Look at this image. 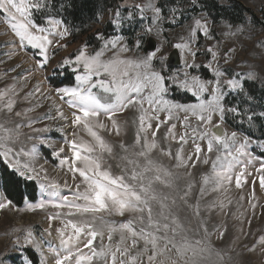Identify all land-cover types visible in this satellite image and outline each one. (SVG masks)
<instances>
[{
    "label": "snow or ice",
    "instance_id": "obj_1",
    "mask_svg": "<svg viewBox=\"0 0 264 264\" xmlns=\"http://www.w3.org/2000/svg\"><path fill=\"white\" fill-rule=\"evenodd\" d=\"M189 3L195 11L199 0ZM73 8V0H0V23L16 38L4 55L11 60L35 50L33 57H40L34 69L12 77L14 83L0 89V210L13 204L6 195L10 187L44 181L40 188L46 199L25 201V208L18 210L45 211V234L55 232L58 240L38 241L30 229H14L26 233L12 241L11 253L18 255L6 249L0 264H35L30 252L38 255V264H232L231 246L224 249L212 242L213 236L222 240L228 230L224 221L213 222V213L227 215L233 186L241 193L246 186L250 189L248 207L240 204L245 200L241 194L231 213L240 222L234 225V244L249 235L244 220L259 206L257 184L264 192V131L259 136L251 131L258 120L264 121V110L257 112L252 105L251 87L264 88V72L241 55L264 59V40L255 42L259 53L249 52L241 40L251 19L201 14L185 23L177 7L165 17L158 0H119L109 8L111 33L103 30V12L97 13L101 29L93 35L96 44L86 40L52 65L50 49L67 50L68 38L80 30L65 16ZM165 22L183 29L174 42L164 35ZM127 30H132L131 39ZM166 45L178 50L180 64L174 70ZM201 53L205 61L199 60ZM49 67L53 74L70 70L75 84L50 92L34 85L24 101L31 103L37 95L48 100L54 92L63 103L55 115L30 117L43 103L18 109L24 85L17 84ZM242 68L248 71L238 70ZM128 112L135 127L131 143L109 140L126 134L128 120L121 117ZM45 120L62 122L55 128L62 135L59 144L43 135L53 130ZM230 121L247 124L248 130L229 131ZM38 123L44 126L34 127ZM161 128L165 131L158 137ZM21 137L35 143L26 148ZM45 149L50 151L42 155ZM49 156L70 175L71 185L67 179L61 184L49 178L44 167ZM247 222L250 226L251 219ZM245 247L264 252V235Z\"/></svg>",
    "mask_w": 264,
    "mask_h": 264
},
{
    "label": "rangeland",
    "instance_id": "obj_2",
    "mask_svg": "<svg viewBox=\"0 0 264 264\" xmlns=\"http://www.w3.org/2000/svg\"><path fill=\"white\" fill-rule=\"evenodd\" d=\"M117 3L113 2L112 7L114 8L118 3L119 0H115ZM159 1V0H158ZM218 3L220 7H228L230 1H233L237 4H239L246 13L242 14V16L238 17V21H247L251 19V23L249 24V32L245 33V37H241V40L246 45L248 51L255 50L257 53L260 52V49L255 48L254 45L256 41L264 40V0H213ZM128 4H131L133 0H126ZM136 2L143 3L144 0H136ZM174 7H177L180 9V11L183 13V16L181 17L185 23L190 22L188 19L191 16L194 15H210L212 17H215V13H210L206 10L202 4L199 3L193 11V9L190 6L189 0H175L173 4H164L162 6L163 13L165 17H169L170 10ZM190 10V11H188ZM106 15L104 16L103 20V30H107V27L110 25L107 24L108 18L110 16L109 9L105 11ZM151 15V13H149ZM216 18H218L216 16ZM106 28V29H105ZM164 28L166 29L164 35L167 36L168 40L170 42H174L178 36L183 32V29L177 26H173L170 23L165 22ZM101 29V24L96 23L95 26H93L92 32L96 30ZM112 29L110 26L109 33H111ZM91 32V33H92ZM127 34L129 39L132 37V30H127ZM251 35L252 39L248 40L246 37ZM16 38L13 36V34L10 32V30L7 29V27L0 23V59H3L5 63L0 64V89L4 88L7 85H10L14 83L12 80V77L19 76L21 74L25 73L26 69H34L35 68V59H40V57L36 56L35 58L32 55V52L35 50H29V53L26 55L24 52H21L19 56L14 57L13 59L9 60L7 56L4 55V53L12 50L11 49V43ZM84 42L83 37L80 38V36H77V38L69 37L67 43H69V47L67 50L64 49H50V57H51V64L55 65L59 63L64 57L69 56V54L74 53L78 47ZM153 42L158 43L155 37H153ZM204 43H210L207 41H201V44ZM96 44V41L94 40L93 45ZM5 45H8L6 47ZM165 51L169 53L170 56L173 58H176V65L172 68L173 70L180 64L178 50L171 48L170 45L165 46ZM175 52V54H173ZM239 52V49H238ZM244 59H249V63L255 64L260 66L257 70L264 72V59H251L248 57L247 52L241 54ZM239 58V57H238ZM200 61H205V56L201 53L199 55ZM172 61V60H171ZM170 62V61H169ZM17 64H20L21 67L17 68L15 72L9 71L11 68L15 67ZM231 67H235V65H232ZM59 70V69H58ZM239 71H248L247 68L238 69ZM68 72H71L70 70H67ZM7 72L8 75H4V73ZM53 73L51 71V67H49L48 71H35L33 75L29 76L28 81H19L17 84V87H20V85H24V91L20 93V103L17 105L18 109L27 108L30 106H34L38 101H42L43 106L37 107L34 112L29 113L28 115L33 118H41L44 117L46 114H52L56 112V107L62 105V101L58 99V97L55 95L54 92L51 93V99L43 100V98L39 95L36 97L31 98V103L28 101H24L22 97L24 96L25 92L32 91L33 86L38 84L41 86L42 90L44 92H50V88L55 87H62V86H74V83L71 85L68 84H56L52 79ZM47 77V79H45ZM258 89H261L264 91V88H261L257 86ZM63 110L65 114H68L70 111L66 105H63ZM124 119L128 120V124L126 126V134H122L121 137H107L109 140L113 142H118L119 140L123 139L127 143H131L135 127L132 124L133 114L131 112L125 113L124 116L121 117V120ZM46 124L52 126V131L48 133H43V135L51 137L55 139L58 144L59 141L62 139V135L60 132L56 131L55 128L62 123L61 121H52V120H45ZM264 124V121L262 122ZM43 124H35L34 127H43ZM229 131H232L229 127ZM25 133H30V130L27 128L22 129ZM65 131H68V129H65ZM165 131L164 128L160 129V133H158V137L163 134ZM178 133L182 132L183 129L180 128L179 124L177 126ZM264 131V128H263ZM35 135V134H33ZM21 141L23 145L26 148H30L32 143H35V141H29L26 137H21ZM20 145H17L19 147ZM176 145H173V150H175ZM191 147V142H189V145L186 146V148ZM50 149H45L44 153L42 155H46ZM118 151V149H117ZM49 163L45 164L44 167L48 170V176L50 179L56 180L59 183H63L65 179L68 180L69 185H71V177L70 175L66 176L64 172L60 171L58 167H55L54 165L57 164V161L53 160L50 156L48 157ZM43 163V160H40L37 162V167H39V164ZM200 166L194 171H199ZM206 170V168L204 169ZM34 183L37 188L36 193V201L33 203H38L41 199H46V196L42 193V190L40 188V184L44 181L42 180H36V181H27ZM51 191V189H49ZM64 194L68 193V189L62 190ZM250 189L246 186L243 193H241L240 190L235 189L233 186L231 191L228 193V195L232 198L233 204L229 206L227 209V215L224 213H221L220 215H216L213 213V222L219 223L221 221H224L227 226V232L225 233L224 238L217 239L216 236L212 237V242L220 248L229 249L230 248V254L232 256V264H264V252L260 250L259 247L256 248L254 252H249L248 248L245 247L247 245L248 247H251L253 244L256 243V240L261 236L264 235V192H262L259 189V186L257 184L255 192H256V198L258 207L255 210V215H251V211L246 214V218L244 220V231L248 232V236H240V239L237 240L233 244V239L236 235H238L236 228L234 225H238L240 222L233 219L231 213L236 211L237 201H239V197L241 194L245 196L244 201H240V204L243 205V208L248 207V197H249ZM215 195V194H213ZM212 197H208V199H211ZM28 202V201H27ZM32 203V202H29ZM25 201L23 206L16 207L13 204L7 208L0 210V253L5 252L7 249L9 253L15 257L18 255V253H11V244L12 241L16 237H23L26 233L25 232H17L13 231L14 229H30L36 239L39 241L43 237L44 240H50L53 244H58V240L56 237V233L53 232L52 236H47L45 234V229L48 228V221L46 219V212L37 210L35 212H29V211H20L18 209H24L25 208ZM243 208L241 209L243 211ZM47 212L54 211L52 209L46 210ZM248 218L251 219V225L249 226L247 220ZM58 224V221H54L53 225L56 226ZM44 248V255L51 258V254L47 251V246L42 245ZM31 256H34L36 259V264H38L39 257L38 255L29 253ZM33 259V257H32ZM34 260V259H33ZM19 264V262H17Z\"/></svg>",
    "mask_w": 264,
    "mask_h": 264
},
{
    "label": "trees",
    "instance_id": "obj_3",
    "mask_svg": "<svg viewBox=\"0 0 264 264\" xmlns=\"http://www.w3.org/2000/svg\"><path fill=\"white\" fill-rule=\"evenodd\" d=\"M175 0H159L158 5L163 6L166 4H173ZM113 2L117 3L115 0H73L74 8L69 9L65 13L66 19L76 28L80 29L77 32L73 33V36L77 38L83 37L84 41H89L90 44H93L94 39L93 35L97 31L92 32L93 26L96 25L95 19L96 14L103 12L112 7ZM202 6L210 13H215V17H227L233 21H238V17L246 13V11L237 3L230 1L228 7H220L217 2L213 0H200ZM114 5V4H113ZM190 11V10H188ZM164 15V13H163ZM106 29V28H105ZM110 26L107 27L106 32L109 33ZM92 32V33H91ZM54 81L56 84H68L71 85L74 83V76L71 72L57 70L56 74H53L51 81ZM254 100L252 102L253 107L257 112L264 110V91L258 89L256 85L251 86ZM263 121H257L256 125L252 127L251 131L259 136L263 128L261 127ZM231 129L233 130H248V125H239L233 121H230ZM2 167V165H0ZM37 188L34 183L22 181L19 185L12 186L8 189L6 195L7 198L13 202V205L16 207H21L24 204V201L35 202L36 201ZM33 257V261L36 264V259Z\"/></svg>",
    "mask_w": 264,
    "mask_h": 264
},
{
    "label": "water",
    "instance_id": "obj_4",
    "mask_svg": "<svg viewBox=\"0 0 264 264\" xmlns=\"http://www.w3.org/2000/svg\"><path fill=\"white\" fill-rule=\"evenodd\" d=\"M173 54H175V52ZM176 61H177L176 58H173L172 56H170V64L172 68L177 64Z\"/></svg>",
    "mask_w": 264,
    "mask_h": 264
},
{
    "label": "bare ground",
    "instance_id": "obj_5",
    "mask_svg": "<svg viewBox=\"0 0 264 264\" xmlns=\"http://www.w3.org/2000/svg\"><path fill=\"white\" fill-rule=\"evenodd\" d=\"M53 114H55V113H53Z\"/></svg>",
    "mask_w": 264,
    "mask_h": 264
}]
</instances>
